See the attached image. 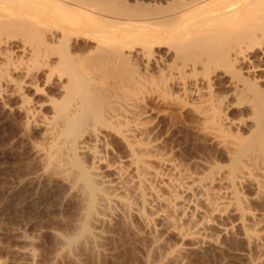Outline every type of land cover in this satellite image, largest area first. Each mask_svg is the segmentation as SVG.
I'll use <instances>...</instances> for the list:
<instances>
[{
	"label": "rangeland",
	"instance_id": "obj_1",
	"mask_svg": "<svg viewBox=\"0 0 264 264\" xmlns=\"http://www.w3.org/2000/svg\"><path fill=\"white\" fill-rule=\"evenodd\" d=\"M100 1L102 4H96L99 7L115 4L122 6L126 13L132 11L127 16L135 13L136 17H143L153 13L159 22H174L164 29L163 35H166L167 31L180 26L181 22L177 20L182 9L202 0ZM237 1L228 2L243 5L244 0H239L238 4ZM228 2L215 5L223 6L222 9L228 5L236 7ZM141 10L146 14H141ZM16 32L8 34L21 36ZM73 38L78 42L86 41L85 45L90 43L88 47L95 42L84 31ZM127 41L125 47L133 42ZM165 41L163 46L155 45L152 52L144 48L139 54L138 67L128 68L125 77L124 74L115 75L112 68L100 70L101 64L95 55L89 60L93 64L88 79L90 88L104 93L103 121L109 120L107 124H110V127H104L108 136L96 141V148L102 149L99 153L103 160L99 162L94 161L89 150L78 149L71 156L64 150L60 153L54 149L56 156L54 153L53 156L41 155L40 148H49L47 134L32 127L22 128L21 114L11 110L9 113L7 108H2L0 264H264V196L257 186L264 178V160L259 158L257 168H253L249 178L241 177L233 168L235 148L229 147L237 136H249L246 126L252 118L249 106L260 100L253 85L264 90V59L256 57L264 50V44L256 43L255 47L246 50L243 47L246 43L234 39L215 47L211 45L213 51L209 46L201 49L198 44H187L177 50ZM135 45L141 48L140 43ZM239 46L244 51L235 54L240 50ZM198 49L203 50L199 51L201 55ZM13 53L17 54L16 51ZM235 55L236 59L233 58ZM104 69L111 75L107 76ZM43 95L36 98L43 99ZM14 100L10 102L14 104ZM117 108L123 111L122 119H105ZM218 109L224 110L229 119L240 125L226 127V131L217 130L213 116ZM99 123L100 120L97 126L103 124ZM129 128L138 129L134 131L135 137L132 136V145L124 144L120 136L121 131ZM93 137L86 135V142L96 143ZM147 149H150L149 154ZM131 150L144 152L142 159L145 161L141 164L146 165L144 168L137 170L131 164L128 159ZM74 157H80L95 177L97 187L103 186L98 188L104 189V193L114 192V187L104 183L101 175L114 178L112 165L123 166L121 182L124 186L118 189V200L99 205L94 212H89V191L78 176ZM159 157L166 158L169 164H160ZM153 170H159L160 177H156ZM171 172H176L183 181L204 177L209 190L207 197L211 201H223L222 210H218L222 212L211 213L202 199L190 205L185 203L184 199L189 198L190 193L187 195L179 187L167 185L165 178ZM150 185L162 193L178 196L176 209L170 211L176 228L169 221L158 218V212L166 208L150 197ZM225 189L234 192V199L229 197L230 194L221 197L217 193ZM85 219L90 233H82L81 237L78 232ZM226 226L228 231L223 229ZM18 228L21 232L14 233ZM181 228L188 231L184 233ZM193 230L196 234H191ZM253 233H258L260 238L251 240L249 235Z\"/></svg>",
	"mask_w": 264,
	"mask_h": 264
},
{
	"label": "bare ground",
	"instance_id": "obj_2",
	"mask_svg": "<svg viewBox=\"0 0 264 264\" xmlns=\"http://www.w3.org/2000/svg\"><path fill=\"white\" fill-rule=\"evenodd\" d=\"M97 1L0 0V111L6 108L8 111L11 110V112L18 111L17 113L21 114L22 128L26 129L32 127L42 130V132H40L45 135L47 134L46 136L50 139L49 148L44 147L38 150L43 156L46 154L47 156L48 154L53 156L52 153L55 155L56 150L60 153H63L64 150L72 156L80 149L82 151L89 150L92 152L95 158L94 161L99 162L103 160V156L99 153L102 149L96 148L98 146L96 141L100 142L103 137H106V135L108 136V130L104 127L110 124H107L109 120L107 123L105 120L103 121L104 109L102 107L105 95L100 92L99 89L93 90L90 88V82L88 80L90 77V70L93 67V64L89 62V60H91L93 55L97 56L96 60L99 65L101 64L100 70L107 67L112 68L115 75H123L126 72L128 75V68L131 67L133 69L138 67L140 63L139 54L144 52V48L152 52L155 45L163 46L164 42H166L165 40H167L170 45L175 46L177 50V47H184L187 44H198L201 49H205L209 46V49L213 51V47L210 48L211 45L215 47L218 44L228 43L234 39H241V41L246 43V45L243 46L246 50L250 47H255L254 45L256 43L260 45L264 44V0H244V2H242L243 5H240L238 0L237 4L239 3V6L235 5L236 2L234 4L237 8L234 7L233 4L234 8L226 4L228 7L224 6V9H222L223 6L219 8L216 7V5L218 6V3L222 5L224 4L222 2L227 3L229 0H202L194 4L192 3L182 9L179 13V19L177 20L181 22L180 26L170 32L167 31L168 35L166 32V35H163L164 31L166 27L174 25V22V24L169 22L166 23V21L159 22L156 15L153 13L152 15L150 14L143 17H136L137 15H135V13L132 14L135 16H127L129 12H124L125 10H123V8L121 9L122 6L119 7L113 4V6L107 7L103 4L105 7L103 5L99 7L96 4L100 5L102 3L100 0ZM230 2L228 3L230 4ZM242 7L243 10L240 11ZM144 10L145 9H143V11ZM143 11L141 10V14L145 15L146 13L144 12H146V10ZM131 12L132 11H130V13ZM13 31L14 33L16 31L19 32L18 34H21V36L16 37L15 35L17 34H14V36L8 34ZM83 31L88 38L95 41L92 47H88L90 44L88 42L86 46V41L78 42L73 38L74 35H80ZM127 40L133 42L128 45V47H125V44L128 42ZM135 43H140L141 48H138ZM241 46H239L240 50L235 49L237 51L235 54L244 51ZM199 49L198 53L201 50ZM14 51L17 52L16 55L13 53ZM181 53L182 52L179 54ZM190 53L191 52H189V54ZM75 54H79L80 56ZM256 57H258L259 60L264 59V50H261V54ZM233 58L236 59L237 55ZM106 71L107 70H105V72ZM108 71L107 76L108 74L111 75V73H109L110 71ZM253 86L258 90L257 94L260 100L254 105L250 104L251 106H249V109L252 111V118L246 125L249 128H247L250 132H248L249 136H237L236 139L234 138V144L232 143L229 145L230 148H235L236 153V163L233 168L237 170L241 177L248 176V178L253 168H257L256 165L259 158L264 160V90L257 87L255 84ZM104 89L108 90V87ZM30 90L32 93H30ZM42 93H44L43 99L36 98L37 95ZM32 94L35 97L32 96ZM12 99L16 100H14V104L10 102ZM119 109H112L113 111H110L108 117L106 116L105 119H122L124 116L122 113L123 111ZM217 111L218 113L215 112L216 114L213 116V125L215 124V128L218 127L217 130H225L226 127L240 125V123L229 119L223 112L224 110L219 111L218 109ZM99 120L100 123H103L101 126H97L98 124H96ZM132 128L121 131V141H123L124 144L132 145V136L135 133L134 131L138 130L135 129L136 127L134 129ZM86 135L94 136L93 138L96 143L92 145L88 144L89 142L87 141V143L85 140ZM52 150L54 152H51ZM145 151L148 152L150 149ZM143 153L144 152L141 153L135 150H131L130 152L131 157L129 156L130 158L128 159L131 164L133 163L135 165L137 170L146 166H141L142 162L145 161L142 159ZM74 158L75 166L78 168V176L84 181L89 191L87 202L89 212H94L97 207L99 208V205L118 200L117 192L120 191L118 189H122L124 186L121 182V178L124 174L123 166L119 164L112 165L115 172L114 178H107L101 175V179L104 183L114 187V192L104 193V189H101L103 186H98L101 188L97 187L95 184V182H97L95 181V177L86 169L80 157ZM262 160L260 161L262 162ZM158 161L162 165L168 163L166 158L159 157ZM149 171L151 170L149 169ZM153 172L156 177H160L159 175L162 174L159 170H153ZM95 174L99 175V173ZM163 175L166 176L164 173ZM165 179L168 182L167 185L179 187L181 191L186 194L190 193V197L184 199L185 203L188 205L197 199H202L207 203L211 213H217L218 210H222L223 201H211L210 198L207 197L209 190H207L204 183V177L201 176L199 178H191V181H183L179 180L180 177L176 172H171ZM257 186L264 196V178L263 180L261 178V180L257 182ZM20 188L22 187L20 186ZM217 193L221 195V197L222 195L225 196L226 194H230L229 197H233L234 199V192L229 189L220 190L217 191ZM27 194L29 193L27 192ZM148 194L153 200H156L166 208L161 209V211L158 210V218L165 221L167 220V222L169 221V223L176 228V222L172 218L173 216H171L172 214L170 211L176 209L178 196L173 193H162L159 189L151 185L149 186ZM219 212L221 213L222 211H218V214H220ZM88 214L87 212V215ZM216 215L217 214H215V216ZM88 217L87 219L89 220L90 218ZM87 219H85L86 222L82 225L80 232H78L81 233V237L84 233L86 234V232L90 233ZM147 221L149 222V220L146 219V222ZM223 229L224 231H228L229 227L226 226L223 227ZM181 230L183 229L181 228ZM181 230L179 231L181 233L188 231L183 230L182 232ZM195 230H193L191 234H196L197 231L194 232ZM17 232H21L19 228L16 229L14 233ZM77 234L76 236L74 235L75 238L78 236ZM258 236H260L258 233L249 235L250 239H253V241L258 238ZM73 237L71 239L74 240L75 238ZM77 239L78 237L76 240Z\"/></svg>",
	"mask_w": 264,
	"mask_h": 264
}]
</instances>
